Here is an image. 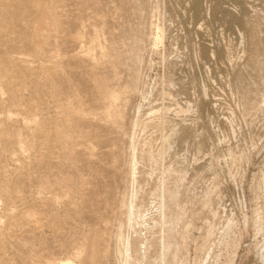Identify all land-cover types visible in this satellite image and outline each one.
<instances>
[{
  "label": "rangeland",
  "instance_id": "374dc122",
  "mask_svg": "<svg viewBox=\"0 0 264 264\" xmlns=\"http://www.w3.org/2000/svg\"><path fill=\"white\" fill-rule=\"evenodd\" d=\"M68 259L264 264V0H0V264Z\"/></svg>",
  "mask_w": 264,
  "mask_h": 264
},
{
  "label": "bare ground",
  "instance_id": "6f19581e",
  "mask_svg": "<svg viewBox=\"0 0 264 264\" xmlns=\"http://www.w3.org/2000/svg\"><path fill=\"white\" fill-rule=\"evenodd\" d=\"M108 100H109V105H110V107H112L113 105H114V102L116 101V98H114V97H108ZM209 106V105H208ZM212 109H214L213 107H212ZM108 116V113H106V114H104L103 115V117H107ZM136 165H133L132 166V171L133 172H135L136 171ZM129 222H131L133 219H132V217L131 216H129ZM129 245V244H128ZM128 247L129 246H126V248H125V253L127 254V252L129 251L128 250ZM59 264H76L73 260H70V259H68V260H65V261H61Z\"/></svg>",
  "mask_w": 264,
  "mask_h": 264
}]
</instances>
